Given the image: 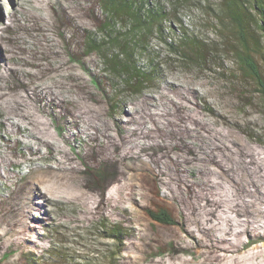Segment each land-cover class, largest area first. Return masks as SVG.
<instances>
[{"label":"rangeland","instance_id":"rangeland-1","mask_svg":"<svg viewBox=\"0 0 264 264\" xmlns=\"http://www.w3.org/2000/svg\"><path fill=\"white\" fill-rule=\"evenodd\" d=\"M185 2L163 36L176 42L184 26L209 61L186 63L152 35L135 64L153 80L131 94L85 54L99 0H0V264H141L138 252L166 256L174 243L201 259L170 264H264V238L244 247L264 232V97L237 77L218 0ZM52 105L71 115L53 119ZM101 164L114 175L91 183ZM28 181L39 220L25 237L14 223ZM158 208L175 222L153 219Z\"/></svg>","mask_w":264,"mask_h":264},{"label":"trees","instance_id":"trees-1","mask_svg":"<svg viewBox=\"0 0 264 264\" xmlns=\"http://www.w3.org/2000/svg\"><path fill=\"white\" fill-rule=\"evenodd\" d=\"M99 1L103 18L97 32H90L85 36L84 51L85 54H98L104 70L114 80V85H118L117 87H126L131 94H138L146 88L147 83L153 80L152 76L155 69L143 71L135 64L136 53L141 54L142 50L147 48L152 35L162 38L168 44L169 49L181 55L186 63L201 66L206 61H209L208 53L211 50L207 48L205 41L198 35L188 33L184 26H178L180 34L176 42L168 41L163 36L165 34L164 24L166 21L170 23L172 18H175L176 22L181 23V20L176 15L179 7L184 5L185 0ZM218 3V20L226 29L222 36L225 41L226 38H229L225 43L229 45L228 48L239 67L240 74L237 77L252 80L254 89L264 97V0H218ZM172 29H175V27L173 26ZM57 106H51L53 119L59 122L66 121L67 114L71 115L69 110ZM179 129L181 132L178 133L176 131L178 134L188 132L187 137H190L191 131L187 129V126H181ZM180 136L183 137V133ZM184 142L186 143L185 138ZM185 143L180 149L185 148L192 151L194 145L192 146L189 143H186L188 144L186 145ZM93 171H86L91 183H96L100 180L105 181L114 175L113 167L106 164H101ZM188 187L189 185H186V198L192 193V190H189ZM28 188V194L21 190L22 194H24V204L22 207L20 203L16 208L18 223H14V226L20 225V231H23L24 235H26L25 237L33 233L29 229L30 223L28 220H39L31 216L33 210H38L35 200L36 189H33L32 186L29 187V181L24 186L25 190ZM149 214L153 219L162 223L173 224L175 222V219L164 208L149 211ZM180 227L185 233L190 234L186 228L184 218L180 222ZM96 229L102 230L101 235L113 239L116 244L121 243V230L118 226L102 221ZM246 234L250 235V239L244 241V247H247L258 238H264V232L256 234L247 232ZM16 243L22 244L18 241ZM196 244L201 247L200 244ZM188 248V246L184 245L183 247L181 244L174 243V245H170L166 256L163 253L149 258H142L141 253L138 252L139 262L141 264H170L199 261L201 258H196L194 255L191 257L186 255L189 253ZM155 254H159V252ZM95 256H98V253ZM81 257L85 258V255ZM94 259L95 257L87 259L85 264H93Z\"/></svg>","mask_w":264,"mask_h":264}]
</instances>
